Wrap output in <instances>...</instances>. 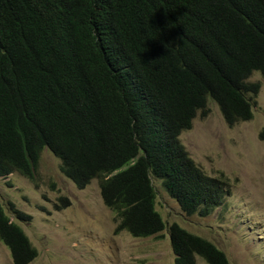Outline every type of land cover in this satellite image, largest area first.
<instances>
[{
	"label": "trees",
	"instance_id": "1",
	"mask_svg": "<svg viewBox=\"0 0 264 264\" xmlns=\"http://www.w3.org/2000/svg\"><path fill=\"white\" fill-rule=\"evenodd\" d=\"M255 71L264 77V0H0V177L33 181L47 149L79 189L98 180L117 233L168 228L175 264H230L166 226L152 177L186 215L223 205L229 178L208 176L180 135L209 99L229 127L252 120ZM0 238L14 264L37 256L1 204Z\"/></svg>",
	"mask_w": 264,
	"mask_h": 264
},
{
	"label": "rangeland",
	"instance_id": "2",
	"mask_svg": "<svg viewBox=\"0 0 264 264\" xmlns=\"http://www.w3.org/2000/svg\"><path fill=\"white\" fill-rule=\"evenodd\" d=\"M249 82L261 88L252 99L253 118L229 127L209 99L180 141L208 176L229 178L230 194L207 217L186 215L152 177L156 209L166 226L177 223L222 250L230 264H264V77L253 72ZM60 160L41 153L34 180L13 172L0 177V204L37 251L29 264H175L168 228L161 238H135L116 232L115 212L101 197L98 180L79 189L59 170ZM15 211L27 219H17ZM0 264H14L0 238ZM196 264H207L197 257Z\"/></svg>",
	"mask_w": 264,
	"mask_h": 264
},
{
	"label": "clouds",
	"instance_id": "3",
	"mask_svg": "<svg viewBox=\"0 0 264 264\" xmlns=\"http://www.w3.org/2000/svg\"><path fill=\"white\" fill-rule=\"evenodd\" d=\"M94 180V179H93ZM158 211V210H157Z\"/></svg>",
	"mask_w": 264,
	"mask_h": 264
}]
</instances>
